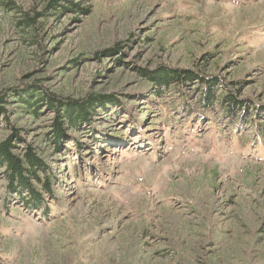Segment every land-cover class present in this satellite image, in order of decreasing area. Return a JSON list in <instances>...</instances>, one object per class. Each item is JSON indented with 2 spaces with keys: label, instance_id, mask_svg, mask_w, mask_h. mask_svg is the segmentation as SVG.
I'll use <instances>...</instances> for the list:
<instances>
[{
  "label": "rangeland",
  "instance_id": "374dc122",
  "mask_svg": "<svg viewBox=\"0 0 264 264\" xmlns=\"http://www.w3.org/2000/svg\"><path fill=\"white\" fill-rule=\"evenodd\" d=\"M13 1L22 12L0 5V139L18 130L16 151L46 149L58 179L42 212L0 166V264H264V0ZM23 12L41 13L34 30ZM160 65L237 81L249 115L202 108L197 82L160 92L140 74ZM32 87L121 108L55 150V112L18 101Z\"/></svg>",
  "mask_w": 264,
  "mask_h": 264
},
{
  "label": "trees",
  "instance_id": "16d2710c",
  "mask_svg": "<svg viewBox=\"0 0 264 264\" xmlns=\"http://www.w3.org/2000/svg\"><path fill=\"white\" fill-rule=\"evenodd\" d=\"M0 5L16 12H22L13 0H0ZM57 5L59 4L55 3V0H51L48 7L56 8ZM40 14L32 16L28 12H23L16 24L23 30H34L36 19ZM98 54L100 55L101 52ZM140 74L160 92L171 87L177 89L179 86L197 82L200 106L211 109L218 105L232 119H244L249 112L250 107L247 99L240 98L238 94L240 86L237 85V81H226L219 75H207L199 70L166 65H160L154 69H141ZM8 97L9 93L0 94V112L2 114L6 112L4 104L8 101ZM36 97L41 98L40 100L55 112L49 125V133L53 137L55 150H62V141L68 136V127L78 129L86 124L93 125L95 110L102 109V107L113 109L119 106L121 108L119 100L110 94L101 92L70 99L61 98L43 87L39 90L34 88L19 93L18 101L21 102L23 110L36 116L39 115ZM259 107L262 109L264 105H259ZM262 118L264 121V116ZM258 125V131L261 133L264 122H257L256 127ZM18 136L19 132L16 130L13 131V134L0 139V166L5 170L9 191L18 193L28 205L43 212L47 206L46 202L55 195L57 172L50 165L47 157L42 154L43 147H34L29 141L23 139L21 142L25 146L22 151H16L15 138ZM45 203L46 206H44Z\"/></svg>",
  "mask_w": 264,
  "mask_h": 264
}]
</instances>
